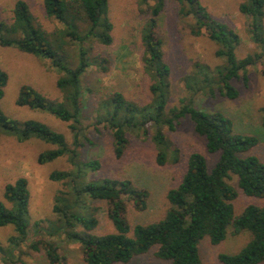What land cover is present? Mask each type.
I'll return each instance as SVG.
<instances>
[{"label":"trees","instance_id":"1","mask_svg":"<svg viewBox=\"0 0 264 264\" xmlns=\"http://www.w3.org/2000/svg\"><path fill=\"white\" fill-rule=\"evenodd\" d=\"M137 1L147 11L139 38L140 61L149 79L150 97L147 102L138 103L113 92L98 100L97 124L111 131L114 157L120 159L124 155L129 142L127 134L132 132L150 139L157 165L179 163V151L170 152L164 130L173 132L185 118L190 120L194 133L204 140L207 153L218 156L210 167L204 155L198 152L188 155L180 181L165 194L167 208L160 218L134 225L128 218L130 210L139 214L147 210L150 200L147 188L127 179L82 180L87 171L97 172L101 168L96 159L79 160L81 148L91 144L81 116L82 79L91 67L100 72L108 70L107 58L97 53V48L112 44L110 0H42L44 16L60 24L53 30L36 22L26 0H16L12 17L0 20V46L15 47L23 54L47 60L59 73L56 87L62 99L48 100L31 86L24 85L19 89L15 104L47 112L66 123L72 143L69 145L63 134L43 123L25 121L18 125L1 110L0 133L4 130L16 136L19 142L35 138L56 146L55 150L39 154V165L67 157L73 170L53 171L49 175V180L66 186V191L55 198L52 213L56 220L49 224L58 225L62 221L70 230H81V227L85 230L83 235H71L82 247L83 264H127L152 249H155L156 259L170 264H206L201 255L202 242L217 248L229 236L244 233L247 234L246 244L233 254H217V263L264 264V163L250 154L258 145V139L236 133L232 120L225 114L201 111L194 106L198 95L237 99L239 91L233 82L242 79L245 84L246 71L255 60L251 56L236 58L238 36L225 24L214 20L202 0ZM168 2L174 4L175 16L189 24L192 35H206L216 45L214 55L224 62L213 68L195 62L191 72L181 79L186 96L180 99L178 106L171 108L168 107L171 68L165 59L160 29ZM238 10L250 18L252 41L264 49V0H242ZM7 81V73L0 67V100ZM242 196L262 203H248L237 211L235 204ZM3 199L4 203L0 201V228L13 227L15 236L9 238L8 243L17 248L25 242L29 228L27 179L21 177L6 184ZM99 211L104 212L111 231L96 234L100 227ZM45 243H34L31 248L36 252L43 248L48 264H67L56 245Z\"/></svg>","mask_w":264,"mask_h":264},{"label":"rangeland","instance_id":"2","mask_svg":"<svg viewBox=\"0 0 264 264\" xmlns=\"http://www.w3.org/2000/svg\"><path fill=\"white\" fill-rule=\"evenodd\" d=\"M36 22L48 30L60 27L54 19H47L42 10V0H26ZM242 0H202L209 15L219 23L225 24L238 36L239 43L235 49L237 59L251 56L255 64L246 71L247 81L242 79L233 84L239 91L235 100L226 98L211 99L209 96L195 97L196 109L205 112H221L229 117L236 133L253 136L258 139V145L250 153L264 163V49L252 41L250 18L242 15L238 6ZM16 0H0V20L12 17ZM170 3V5H169ZM162 14L161 32L164 37V52L166 62L171 68L169 108L179 105L181 98L186 96L183 81L185 75L191 72L195 62L204 63L211 68L223 64V60L215 57L216 45L206 35L194 36L188 28V23H182L175 16L174 4L168 2ZM146 8L140 6L137 0H110L109 14L113 23L112 44L106 48H97V53L107 58L106 72H100L91 67L82 79L83 112L82 123L86 127L85 135L91 141L80 150L79 160L87 162L96 159L101 163L97 172L87 171L82 180L114 178L130 180L136 186L150 191L148 208L144 213L129 211L132 224L149 223L160 218L167 208L165 194L170 188L177 186L184 172L189 154L198 152L204 155L211 167L217 160V155H210L205 149L204 140L198 137L188 118L180 121L171 132L164 130L170 143V152L179 151V163H168L159 166L155 161V149L150 139L129 132L128 145L124 155L116 159L113 155L112 133L103 125L97 124V102L107 98L113 92L121 93L127 100L144 103L149 100L148 78L143 73L140 61L139 31L144 23ZM264 32V18L262 20ZM86 47V46H85ZM0 67L7 73L8 81L4 95L0 100V110L18 125L25 121H37L50 127L53 131L64 135L67 143H72V135L67 124L56 119L47 112L19 107L15 104L19 89L31 86L48 100L62 99V94L56 87L58 71L51 68L47 60L39 59L19 52L15 47L0 46ZM242 77V76H241ZM88 89V92H85ZM72 147V146H70ZM56 146L41 140L31 138L19 142L14 135L6 131L0 133V201L4 203V187L18 178L28 181L29 228L25 242L17 248L9 244V238L15 236L12 226L0 228V264H48L43 248L38 252L31 248L34 243H53L59 248V254L67 264H83L79 242L71 235H83L85 230H70L64 223L50 225L56 220L52 213L55 198L60 192L66 191L61 182L49 180L53 171H72L67 157L39 165L37 158L40 153L55 150ZM69 189V188H68ZM248 203H262L250 200L244 196L236 201L239 211ZM86 206V204H85ZM101 207V204H96ZM12 208V205H7ZM100 227L96 234L112 230L111 224L99 211ZM52 227V228H51ZM56 232L51 237V232ZM98 232V233H97ZM71 238V239H69ZM74 240V241H73ZM247 242V234L229 236L223 245L212 248L207 243L200 245L201 255L206 264L217 263V254H233L239 251ZM45 243V244H46ZM155 249L145 255L133 258L127 264H170L154 257ZM122 264V263H117Z\"/></svg>","mask_w":264,"mask_h":264}]
</instances>
